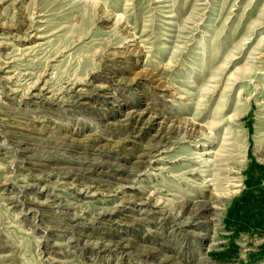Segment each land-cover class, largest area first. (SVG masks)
I'll use <instances>...</instances> for the list:
<instances>
[{
  "label": "rangeland",
  "instance_id": "rangeland-1",
  "mask_svg": "<svg viewBox=\"0 0 264 264\" xmlns=\"http://www.w3.org/2000/svg\"><path fill=\"white\" fill-rule=\"evenodd\" d=\"M0 264H264V0H0Z\"/></svg>",
  "mask_w": 264,
  "mask_h": 264
},
{
  "label": "bare ground",
  "instance_id": "bare-ground-1",
  "mask_svg": "<svg viewBox=\"0 0 264 264\" xmlns=\"http://www.w3.org/2000/svg\"><path fill=\"white\" fill-rule=\"evenodd\" d=\"M148 72V74H149V71H147ZM138 72H136V74H137ZM146 74V73H145ZM139 75V74H138ZM149 76V75H148ZM151 77V76H150ZM155 77V76H154ZM148 78V77H147ZM153 78V77H152ZM160 79V78H159ZM155 81H157V80H155ZM159 81V80H158ZM143 110V109H142ZM126 114V113H125ZM139 114H141V113H139ZM158 115V114H157ZM156 114L155 115H153V114H151L150 115V120H152V118H157V117H159V116H157ZM160 115V114H159ZM3 116V115H2ZM141 116V115H140ZM163 116V115H162ZM146 118V117H145ZM148 120V119H147ZM187 120H189V119H187ZM157 121V120H156ZM6 122V121H5ZM18 122V121H17ZM113 122V121H112ZM111 122V123H112ZM158 123V122H157ZM160 125V124H159ZM193 125H194V130H196V136H202L201 135V133L203 132L202 131V128L201 127H199L198 129H196V125L193 123ZM170 126V125H169ZM193 127V126H192ZM182 128V127H181ZM42 130V129H41ZM191 133V132H190ZM162 136V135H161ZM204 146V148L205 149H208L209 147H208V145L206 146V145H203ZM211 146V145H210ZM208 152H210V151H208ZM207 156H208V154H207ZM210 157V156H209ZM211 180V179H210ZM209 182H211V181H209ZM207 185V184H206ZM205 186V185H204ZM208 186H209V184H208ZM212 189V188H211ZM218 201H217V199L215 198L214 199V195H213V191H209V193L204 197V198H198V199H195V200H192L191 202H190V207L193 209L192 211L194 212V211H196V212H199V213H205V212H209V214H210V216H211V218H213V219H215V218H218V216L220 215V212H221V210H220V206L218 205V203H217ZM222 209V208H221ZM192 212V213H193ZM206 214V213H205ZM200 220V219H199ZM202 220V219H201ZM194 222H195V220H194ZM206 223V222H205ZM210 224V223H209ZM212 226V225H211ZM203 232V231H202ZM194 233V232H193ZM208 235V233H202L199 237H201L202 238V240H205V238H207L206 236ZM200 238V239H201ZM201 242V241H200ZM213 243V242H212ZM207 247V246H206ZM205 250V249H204ZM203 253V252H202ZM176 262V261H175Z\"/></svg>",
  "mask_w": 264,
  "mask_h": 264
}]
</instances>
